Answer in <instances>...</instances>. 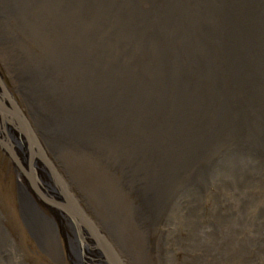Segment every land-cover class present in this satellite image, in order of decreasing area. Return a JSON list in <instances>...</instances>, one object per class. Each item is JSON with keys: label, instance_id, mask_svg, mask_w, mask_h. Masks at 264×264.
I'll return each instance as SVG.
<instances>
[{"label": "bare ground", "instance_id": "1", "mask_svg": "<svg viewBox=\"0 0 264 264\" xmlns=\"http://www.w3.org/2000/svg\"><path fill=\"white\" fill-rule=\"evenodd\" d=\"M8 15L15 31L4 22ZM17 31L37 45L32 56L17 53L14 64L46 155L52 162L58 149L75 147L106 158L145 234L160 226L166 191L200 193L194 181L201 173L259 181L253 208L262 200L264 99L250 98L244 80L253 37L248 0H0V38L13 40ZM7 135L25 165L24 143L9 128ZM178 150L187 155L175 160ZM31 162L41 192L59 198L44 165ZM243 162L248 179L240 181ZM211 165L224 166L213 173ZM17 182L23 223L42 246L62 233L69 264H81L82 251L90 264H104L86 240L78 248L63 211L42 202L19 172ZM241 202L249 207L248 198ZM117 217L111 212L106 222L113 236Z\"/></svg>", "mask_w": 264, "mask_h": 264}, {"label": "rangeland", "instance_id": "2", "mask_svg": "<svg viewBox=\"0 0 264 264\" xmlns=\"http://www.w3.org/2000/svg\"><path fill=\"white\" fill-rule=\"evenodd\" d=\"M4 22L8 26L10 23V28L15 31L9 15L4 18ZM15 33L17 36L13 40L0 38V72L6 86L27 113L21 91L17 87L19 82L15 76L14 59L20 52L32 56L37 45L32 44L30 38L21 32ZM178 62L182 61L175 58V63ZM168 139L171 140V137L168 136ZM177 140L175 138V144ZM74 148L58 149L52 161L54 167L66 180L68 189L78 196L87 214L105 234L109 233L125 264H264V229L260 226L264 221V212L261 209L264 192L261 193L262 200L255 203L257 207L253 208L252 205L256 200L255 194L260 190L259 181L244 185L237 182L235 177H227L225 181L222 177L220 182L215 171L225 164L217 167V170L211 165L209 169L213 170L214 175L201 173L199 175L202 177L194 181L197 182L196 186H201L200 193L188 195L190 190L186 188L181 195L179 192L174 197L171 189L166 191L167 194L160 198L157 206L162 212L157 216L160 226L157 225L149 234H145L130 214L131 194L115 182L119 176L118 171L109 167L107 159L99 157L92 148ZM176 152L177 156L172 157L175 160L187 155H182L179 150ZM169 154L173 152L161 151L162 156L168 157ZM233 166L231 164L227 170L234 172L236 168ZM238 166L240 181L241 178L247 180L248 173L243 169L244 162L238 163ZM17 173L12 161L0 149V228L4 235V238H0V245L5 253L3 260L0 258V264H69L62 233L52 237L46 246H42L23 223L18 182L15 181ZM262 177L264 181V175ZM196 189L197 187L193 191ZM247 198L249 207L241 202ZM111 212L118 214L114 227L116 236L111 235L106 226ZM258 212L261 214L258 215Z\"/></svg>", "mask_w": 264, "mask_h": 264}, {"label": "water", "instance_id": "3", "mask_svg": "<svg viewBox=\"0 0 264 264\" xmlns=\"http://www.w3.org/2000/svg\"><path fill=\"white\" fill-rule=\"evenodd\" d=\"M248 12L253 37L249 44L250 53L244 68V80L248 96L252 99L262 100L264 99V0H248ZM26 115L11 90L6 86L0 72V149L12 161L14 168L42 202L59 208L68 216L74 224L79 249L81 247L83 250L86 240L89 246L97 251L104 264H125L113 242L87 214L78 198L68 189L67 184L56 171ZM7 128L24 143L27 153L25 165L21 164L14 152L7 135ZM32 158L40 161L47 169L59 198H50L38 188L32 168ZM15 181H17L16 177ZM14 189L17 199L15 185ZM32 206L35 209V206ZM83 253L85 252L82 251L81 264H90L88 256L85 259L82 257Z\"/></svg>", "mask_w": 264, "mask_h": 264}]
</instances>
